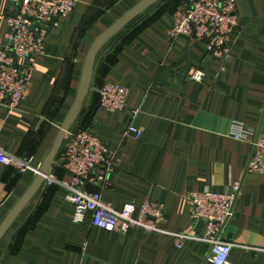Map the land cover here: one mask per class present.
Returning a JSON list of instances; mask_svg holds the SVG:
<instances>
[{
    "label": "crops",
    "instance_id": "0c3cea01",
    "mask_svg": "<svg viewBox=\"0 0 264 264\" xmlns=\"http://www.w3.org/2000/svg\"><path fill=\"white\" fill-rule=\"evenodd\" d=\"M142 1L80 0L48 33L46 54L31 61L26 99L18 108L0 107V151L25 162L22 172L0 163V227L48 156L92 45ZM234 1L239 24L222 62L205 43L172 39L169 29L184 0H160L99 53L73 126L95 131L114 158L111 170H95L86 189L117 210L130 203L162 206L161 227L169 234L108 233L93 227L91 215L78 224L69 191L44 183L0 240V264H210L209 245L196 240L207 226L192 219L189 196L236 185L235 214L222 238L232 245L235 264H264V174L246 173L252 136H231L236 123L256 133L262 122L264 0ZM12 9L11 0H0V37ZM197 72L204 74L200 82L193 79ZM107 82L129 89L122 111L102 108L99 91ZM60 152L51 172L71 182ZM178 234L188 237L183 248L175 245Z\"/></svg>",
    "mask_w": 264,
    "mask_h": 264
},
{
    "label": "built area",
    "instance_id": "2783aa9c",
    "mask_svg": "<svg viewBox=\"0 0 264 264\" xmlns=\"http://www.w3.org/2000/svg\"><path fill=\"white\" fill-rule=\"evenodd\" d=\"M13 9L7 16V32L0 37V107L18 108L26 99L34 73L33 59L46 54L48 33L60 20L69 17L80 0H11ZM239 18L234 0H184L174 15L169 29L172 39L187 37L205 43L208 53L218 61H225L230 54V44L238 27ZM202 72L193 79L201 81ZM129 89L122 83L107 82L100 89L101 106L106 112L122 111L127 105ZM231 133L238 141L250 140L253 151L246 173L264 174V110L258 132L247 131L236 123ZM131 131L137 132L134 128ZM139 134V133H138ZM103 141L91 129L72 128L61 148L64 167L72 174L71 182H62L50 172L46 186L58 184L69 191L74 207L75 222L81 224L87 215L93 227L108 233L127 234L141 229L146 234H169L161 223L164 208L145 203L138 207L130 203L117 210L105 202L102 195L90 192L85 183L95 182L96 169L106 166L110 170L114 158L106 156ZM0 163L24 171L25 162L8 157L0 151ZM100 179V178H99ZM240 193V186L231 191L215 193L210 190L194 192L189 196L191 217L206 223V234L196 240L206 242L209 250L206 261L210 264H235L231 260L232 245L223 240V230L233 218ZM185 235H175V245L183 248Z\"/></svg>",
    "mask_w": 264,
    "mask_h": 264
},
{
    "label": "water",
    "instance_id": "95a60500",
    "mask_svg": "<svg viewBox=\"0 0 264 264\" xmlns=\"http://www.w3.org/2000/svg\"><path fill=\"white\" fill-rule=\"evenodd\" d=\"M160 0H143L136 7H134L131 11L125 14L119 21H117L112 27H110L107 31H105L92 45L90 51L87 54L84 66L82 77L80 81V86L77 92L76 99L72 108L67 115L64 123L60 127V130L56 136V139L52 145V148L46 157L44 163L38 168L37 176L24 195V197L17 203L14 209L6 218L3 225L0 227V240L8 231L10 226L14 223V221L20 216V214L27 207L29 202L36 195L37 191L41 189L43 184L46 181V178L49 176V173L52 170L53 164L65 142V139L68 133L73 128L78 116L81 113L82 107L86 100V97L90 90V84L92 80L94 66L97 60L99 53L104 49V47L110 43L118 34H120L124 29H126L131 23H133L136 19L142 16L146 11L156 5Z\"/></svg>",
    "mask_w": 264,
    "mask_h": 264
},
{
    "label": "rangeland",
    "instance_id": "374dc122",
    "mask_svg": "<svg viewBox=\"0 0 264 264\" xmlns=\"http://www.w3.org/2000/svg\"><path fill=\"white\" fill-rule=\"evenodd\" d=\"M113 162H114V160H113Z\"/></svg>",
    "mask_w": 264,
    "mask_h": 264
}]
</instances>
